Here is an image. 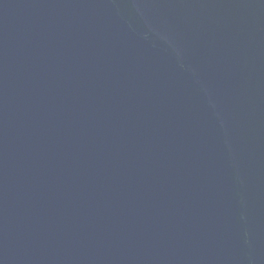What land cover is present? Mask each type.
<instances>
[{"label":"water","instance_id":"95a60500","mask_svg":"<svg viewBox=\"0 0 264 264\" xmlns=\"http://www.w3.org/2000/svg\"><path fill=\"white\" fill-rule=\"evenodd\" d=\"M0 264H264V0H0Z\"/></svg>","mask_w":264,"mask_h":264}]
</instances>
